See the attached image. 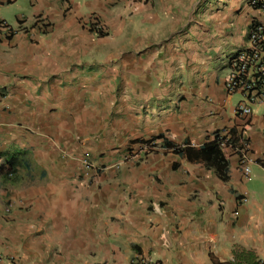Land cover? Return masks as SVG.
<instances>
[{"label":"crops","instance_id":"1","mask_svg":"<svg viewBox=\"0 0 264 264\" xmlns=\"http://www.w3.org/2000/svg\"><path fill=\"white\" fill-rule=\"evenodd\" d=\"M198 1L30 0L16 28L0 18V154L21 161L0 179V264L264 261V111L238 115L224 88L264 0ZM230 132L249 176L239 143L224 179L187 159ZM152 138L150 162L113 168Z\"/></svg>","mask_w":264,"mask_h":264},{"label":"built area","instance_id":"2","mask_svg":"<svg viewBox=\"0 0 264 264\" xmlns=\"http://www.w3.org/2000/svg\"><path fill=\"white\" fill-rule=\"evenodd\" d=\"M264 17V7L260 9ZM0 37L6 38L11 33V29L0 25ZM98 28L99 25L97 26ZM104 32V28H100ZM228 74L224 83L225 91L228 95H238L241 101L236 108V113L242 117L252 114L253 107L260 106L264 111V23L254 24L249 30L244 48L227 60ZM224 136V135H223ZM220 147L227 148L230 141L228 136ZM239 160L244 176L250 175L248 146L243 138L238 141ZM84 173L94 171L95 167L88 160L81 161ZM12 260V259H11ZM132 264H154L148 259L135 257ZM264 264V261H262Z\"/></svg>","mask_w":264,"mask_h":264},{"label":"trees","instance_id":"3","mask_svg":"<svg viewBox=\"0 0 264 264\" xmlns=\"http://www.w3.org/2000/svg\"><path fill=\"white\" fill-rule=\"evenodd\" d=\"M252 7L254 9H261L264 7V2L258 1L253 2ZM0 25L1 24L0 22ZM254 26V25H253ZM1 27V26H0ZM252 28V27H251ZM250 28V29H251ZM95 27L91 28V31H94ZM98 36H103L104 33L101 31L98 32ZM7 38V37H6ZM8 37L7 39H9ZM240 136H236L230 132V141L227 143L228 146H234L238 144ZM225 140L224 136L216 134L213 139L201 146L198 151L187 152V159L193 161H202L205 166L210 169H213L215 173L224 179L223 172L226 168V158L224 155V149L220 147V144ZM156 139L152 138L146 141H135V144H138L140 149L153 150L155 148ZM167 148H172V151L176 154L180 153V149L177 146L167 145ZM21 167V161L15 155L10 157H3L0 154V179L3 181L4 185L10 186L14 185L20 178L19 168ZM173 169L176 168L175 165L172 166ZM246 264H262L261 260L251 258Z\"/></svg>","mask_w":264,"mask_h":264},{"label":"rangeland","instance_id":"4","mask_svg":"<svg viewBox=\"0 0 264 264\" xmlns=\"http://www.w3.org/2000/svg\"><path fill=\"white\" fill-rule=\"evenodd\" d=\"M79 1L81 2L82 0H79ZM89 1H91V0H89ZM207 1L208 0H199L197 2L198 4H196V5L199 6L201 4H204ZM31 10H32V8H31L30 0H16V2L14 4L0 6V18H3L5 24L14 29V28H16V25H17V18H19L20 16H25V17L29 18L31 15ZM263 19H264V17H263ZM89 24H91L89 26L90 29L95 27L94 31H92L95 35H97L99 31H101L100 28L102 27V24L99 22V20L97 18H92L91 20H89L88 25ZM98 25L100 28L97 27ZM95 37H98V35ZM83 61H84V63L89 62V59L86 58ZM96 61H98V60H96ZM92 62H94V61H92ZM96 64H98V63H96ZM90 65L93 66L94 64H90ZM239 97L240 96L235 95L234 99L236 100ZM131 150L132 149H128V150L122 152L121 159L117 160L118 164L113 167L115 170H118L120 168V166H122L124 163L131 162L132 160H134L132 163H134L136 165H138L139 162H141L143 160H147L149 162L151 161V158L150 157L147 158V157L149 156V154L152 153V150L145 149V151H142V150L138 149V151L142 152V155L138 151L135 153V150H133V152ZM250 185H251V183H248L247 187L250 188Z\"/></svg>","mask_w":264,"mask_h":264}]
</instances>
